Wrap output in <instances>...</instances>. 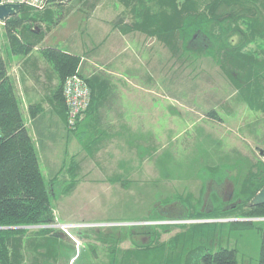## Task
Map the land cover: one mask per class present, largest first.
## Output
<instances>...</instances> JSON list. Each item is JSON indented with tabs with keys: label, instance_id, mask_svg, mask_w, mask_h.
I'll use <instances>...</instances> for the list:
<instances>
[{
	"label": "rangeland",
	"instance_id": "obj_1",
	"mask_svg": "<svg viewBox=\"0 0 264 264\" xmlns=\"http://www.w3.org/2000/svg\"><path fill=\"white\" fill-rule=\"evenodd\" d=\"M133 1L130 0L131 3ZM151 1L154 4L156 0ZM70 2L67 6L59 7L57 21L50 27L54 28L58 23L59 26L67 13L74 17L81 9L87 13L91 10L93 14L95 12L97 23L105 25L100 29L99 35L100 39L103 37L104 39L97 41L101 50L104 54L119 51L113 74L117 81H125L117 82V86L123 88L127 95L123 99L128 104V112L123 120L132 131H139L135 133L137 140L139 134L144 132L150 135L149 143L155 144L151 153H146L140 158L143 149L139 146L143 145L130 146L121 140L122 136L119 135L97 136L96 139L105 140L102 143L97 140L88 146L82 145V141L76 137L77 144L75 150L73 148L75 154L72 153V157L78 158L79 152L82 154L85 152L93 157L92 160L85 157V162L94 167L87 170V166H84L79 174L81 179L67 193L64 188V181L68 180L66 171L61 173L62 179L55 184L52 193L55 221L50 223L52 229L58 231L57 238L60 242L69 246L77 244L75 245L77 249L87 247L91 250L87 249L84 252L85 257L80 258L78 263L69 259L68 264H108L109 257L106 252L110 241L98 238V232L115 234L118 246L132 249L136 248L137 244H145L151 240L154 243L158 241L170 243L178 233L191 229L190 222L205 220L185 215L187 210L185 204L190 206L192 204L175 199L174 193L177 190L186 194L183 189L189 187L196 196L199 195V200L203 199V203L198 205L200 209L210 208L206 200L213 199L212 195L218 196L222 201L232 199L236 186L232 176L227 175L225 180L219 182L213 177L205 181L209 174L202 173V162L209 158L214 160L225 157L226 160V157L244 159L248 156L252 160H261V163H264V110L251 107L241 98L236 87L234 91L230 79L224 76L211 56L201 57L196 69L190 65L184 66L178 74L171 76L165 72L163 74L164 63H170L173 70L178 69V62L169 59L168 52L154 36H148L138 30L127 34L128 31L118 26L116 23L118 17L122 16L125 23L134 18L130 3L125 0H70ZM64 19L67 20L69 17ZM2 21L0 20V49L3 54H10ZM56 29L58 30L56 27L52 31L57 33ZM117 35L126 37L117 39ZM83 36L85 41L95 42L92 28L84 30ZM120 42H125V45L118 46L117 43ZM252 44L255 48H262L264 40ZM126 45L127 47L123 48ZM150 53L163 63V68H156L155 75L148 72L147 57ZM216 99L219 117L213 118L207 114L206 109ZM89 127L82 131L86 141L91 139L92 131L98 135L101 133L99 127L93 129ZM117 128L121 127L116 125L115 129ZM86 134L90 136H85ZM141 143L146 144L145 140ZM37 149L43 172L49 178L52 162L45 161L42 149L39 146ZM96 155L101 157V166L95 160L99 158ZM121 161L130 166L126 172L120 167ZM255 169L257 167L252 168ZM117 173H122V178L113 181L112 177ZM232 173H236V170L233 169ZM169 196L171 201L164 203L163 200ZM216 200L218 198L213 201ZM191 201H195L193 197ZM235 214L239 213L232 212L207 218L208 220L216 218L211 224H204L217 225L213 235L208 241L205 238L193 239L194 243L206 242L213 248L220 244L232 245L237 248L238 264H257L263 219L252 218L250 219L252 222H247L243 216L236 217ZM164 225L167 228H164ZM20 227L26 228L24 239L26 237L35 239L32 242H29V239L24 242L23 251L27 263L40 262L34 259L37 255L35 246L55 231L38 234L37 225ZM83 230L90 231L91 236H81L79 231ZM124 231L126 235L123 234ZM89 242L91 245L93 243L97 245L96 254L89 246ZM179 249L173 251L175 256L171 257L174 260ZM191 254L193 257L198 256L197 252ZM187 255L180 254V261ZM65 263L59 260L57 264Z\"/></svg>",
	"mask_w": 264,
	"mask_h": 264
},
{
	"label": "trees",
	"instance_id": "obj_2",
	"mask_svg": "<svg viewBox=\"0 0 264 264\" xmlns=\"http://www.w3.org/2000/svg\"><path fill=\"white\" fill-rule=\"evenodd\" d=\"M53 1L60 5L69 2V0H52L42 10L22 3L17 13L5 18L4 29L10 54L25 56L42 41L45 28L41 22H45L47 27L50 26L58 18L57 12H60L59 8L51 7ZM125 1L130 3L134 18L129 23H125L124 18L120 16L116 21L118 26L128 31L127 34L138 30L148 36H154L168 52L169 59L178 62V69L173 70L170 63H164L163 74L165 72L170 76L175 75L181 72L184 66L190 65L196 69L201 57L211 56L224 76L230 79L234 91L236 87L241 98L251 107L264 110V47L252 46V43L264 40V0H156L158 3L155 1L154 4L151 0L147 2L134 0L132 3L130 0ZM99 33L100 31L96 32ZM41 45H43L40 47L42 56L58 73L59 83L54 94L58 108L56 112L61 116L62 124L69 133L73 132L78 140L82 141V145L86 146L97 140L100 143L105 140L96 139L97 136L119 135L122 136L121 140L130 146L143 145L139 146L143 149L140 158L146 153H151L155 144L149 143L150 135L142 132L137 140L135 137L137 131H132L126 122L120 123L119 129L108 130L100 121L92 124L84 121L91 119L93 112L105 100L104 96H101L103 90L113 91L116 84L108 82L97 88L92 77L84 75L81 71L82 52L61 43ZM87 46L90 51L98 46V42L89 41ZM3 53L0 49V264H28L23 251L24 242L28 239L32 242L35 239L23 238L26 228L20 227L22 225H37L38 234L55 231L53 232L55 234H50L44 241L36 244L37 255L34 259L40 262H33L34 264H57L59 260L68 264L69 259L75 254V247L60 242L57 238L58 231L52 229L53 226L50 225L55 221L52 193L55 184L62 179L60 175L63 171L68 174V180L64 181L65 192L71 191L81 179L79 174L83 167L87 166V170L94 167L87 165L85 157L91 160L93 157L85 152L84 154L79 152V157L73 158L75 152L69 156L67 147H64L58 159L47 161L52 162L50 166L52 170L51 172L49 170V178L45 176L37 145L25 122L15 80L9 72V59ZM147 61L150 74L155 75L157 67L163 68V63L153 57L152 53L147 57ZM73 73L80 74L91 87L90 103L81 115H78L74 128L68 122V107L63 94L64 81ZM217 99L206 109L207 114L213 118L219 117ZM41 108L39 103H31L29 105L31 116H35ZM88 127L92 129L99 127L101 133L98 135L92 131L91 139L86 141L82 131H86ZM143 140L146 144L141 143ZM224 158L219 157L214 160L209 158L203 161L201 170L202 173L209 174L205 177V181L213 177L219 182L225 180L227 175L232 176L236 182L232 199L222 201L218 196L212 195L213 199L206 200L210 208L200 209L198 205L203 203V199L199 200V195L196 196L189 187L183 189L186 194L177 190L174 193L175 197L173 195L175 199L192 204V206L185 204L187 208L185 215L209 218L235 212L239 213L235 214L236 217L239 215L246 217L247 222H252L247 217L263 216L264 202L253 204L252 198L264 185V163H261V160H252L248 156L244 159L226 157L224 160ZM123 162L125 161L120 162V167L126 172L130 166H126ZM97 163L101 166V161ZM255 167L257 169L252 170ZM233 169L236 173H232ZM122 173L113 175L112 180L122 178ZM191 197L195 201H191ZM217 198L218 200L213 201ZM169 201H171L170 196L163 200L164 203ZM212 221L214 220L190 222L191 229L178 233L170 243L160 241L154 243L151 240L145 244H137L136 248L132 249L118 246L115 234L98 232L97 236L110 241L106 252L109 257L108 264H238L237 248L232 245L220 244L217 248H213L206 242L194 243L193 239L205 238L206 241L210 239L217 225L204 224H211ZM153 228L156 233L154 226ZM164 228L167 227L164 225ZM79 233L86 237L92 234L88 230ZM123 234L126 235V231ZM94 244L91 245L89 242V246L96 254L97 245ZM177 248L180 249L177 250L178 256L174 260L171 256H175L173 251ZM87 249L83 247V251L81 250L78 258L76 257L77 260L74 258L73 261L76 260L78 263L80 258L85 257L84 252ZM195 252L198 253L197 257L191 254ZM183 253L188 255L180 261V254ZM257 264H264V219L261 225V244Z\"/></svg>",
	"mask_w": 264,
	"mask_h": 264
},
{
	"label": "crops",
	"instance_id": "obj_3",
	"mask_svg": "<svg viewBox=\"0 0 264 264\" xmlns=\"http://www.w3.org/2000/svg\"><path fill=\"white\" fill-rule=\"evenodd\" d=\"M70 3L69 1V3L60 5L53 1L50 5L52 8H59ZM76 13L74 17L77 18L75 19L72 15L64 12L65 17H69V19L65 20L63 16L60 25L58 26L59 23L55 25L54 28H58V30L56 29L58 34L52 31L54 29L50 27L52 24L47 27L45 22H41L45 28L44 37L29 54L20 56L6 53V57L9 59V72L15 80L25 122L37 147L42 149V155L46 161L56 159L58 155H61L62 148L64 151V147H67L70 156L74 153L73 148L75 150L77 139L73 132L69 133L66 130L62 124L61 116L56 112L58 108L54 94L59 83V77L52 64L42 56L40 47L43 45L41 44L61 43L68 45L73 50L82 52L81 71L84 75L92 77L97 88L108 82L116 84L113 91L103 90L101 96H104L105 100L93 112L94 115L91 119H84L87 124L100 121L102 126L115 129L116 125L125 122L123 119L128 112V104L123 99L127 97L125 90L117 86V82L124 80L117 81L113 74L117 52L119 51L104 54L100 44L89 51L87 49L89 42L85 41L83 31L92 28L95 41L100 42L104 37L100 39V33L96 34V32L105 25L101 26L97 23V15H94L95 12L93 14V10L87 13L81 9ZM122 36L125 39V35H117L116 38L120 39ZM124 43L120 42L117 45H125ZM126 47L127 45L123 48ZM31 103H39L42 106L35 116H31L28 110ZM96 156L99 158L95 160L101 161V157Z\"/></svg>",
	"mask_w": 264,
	"mask_h": 264
},
{
	"label": "built area",
	"instance_id": "obj_4",
	"mask_svg": "<svg viewBox=\"0 0 264 264\" xmlns=\"http://www.w3.org/2000/svg\"><path fill=\"white\" fill-rule=\"evenodd\" d=\"M52 0H0V3L4 2H14V3H24L34 7L36 9H44ZM70 1V0H69ZM2 21V19H0ZM4 23V21H2ZM63 94L65 97V102L68 107V122L73 127L76 123L78 115H81V112L88 107L91 100V87L89 83L78 73H73L66 77L63 84ZM0 137H1V128H0ZM252 218H261L263 216H251L247 217ZM216 219V218H213ZM212 219V220H213ZM205 220H208L205 218Z\"/></svg>",
	"mask_w": 264,
	"mask_h": 264
},
{
	"label": "water",
	"instance_id": "obj_5",
	"mask_svg": "<svg viewBox=\"0 0 264 264\" xmlns=\"http://www.w3.org/2000/svg\"><path fill=\"white\" fill-rule=\"evenodd\" d=\"M20 3L4 2L0 3V19H5L9 15L15 14L20 10ZM264 202V185L256 192L252 198L253 204ZM246 218V217H245Z\"/></svg>",
	"mask_w": 264,
	"mask_h": 264
},
{
	"label": "flooded vegetation",
	"instance_id": "obj_6",
	"mask_svg": "<svg viewBox=\"0 0 264 264\" xmlns=\"http://www.w3.org/2000/svg\"><path fill=\"white\" fill-rule=\"evenodd\" d=\"M88 241H89V239H87ZM74 243V242H73ZM75 244V243H74ZM76 246H77V244H75ZM75 245H70V246H73V247H75V254L72 256L73 258H71V259H73L74 260V258H76L78 255H80V253H81V250H82V248L80 249L79 247H78V249H77V247L75 246ZM83 251V250H82ZM78 258V257H77ZM77 258H76V260H77ZM58 263V262H57Z\"/></svg>",
	"mask_w": 264,
	"mask_h": 264
},
{
	"label": "bare ground",
	"instance_id": "obj_7",
	"mask_svg": "<svg viewBox=\"0 0 264 264\" xmlns=\"http://www.w3.org/2000/svg\"><path fill=\"white\" fill-rule=\"evenodd\" d=\"M2 20H4V19H2Z\"/></svg>",
	"mask_w": 264,
	"mask_h": 264
}]
</instances>
